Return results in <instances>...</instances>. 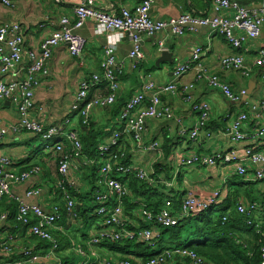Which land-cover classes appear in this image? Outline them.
<instances>
[{"label":"built area","instance_id":"1","mask_svg":"<svg viewBox=\"0 0 264 264\" xmlns=\"http://www.w3.org/2000/svg\"><path fill=\"white\" fill-rule=\"evenodd\" d=\"M9 4L8 0H2ZM59 2L60 0H54ZM153 0H139L135 5L122 6L118 11L106 12L95 5V0H77L73 8L74 17L63 16L59 26L45 37L39 46L27 50V62L22 65L24 57V31L18 22L0 23V72L17 75L23 74V78L12 81L0 80V100H12L20 114L19 127L25 131L40 136L47 149H52L57 161L58 178L55 189L65 202L67 216L75 221V201L70 194V188L77 190L79 177L70 178V172L74 168L80 172L82 178L83 166L94 164L93 159L85 157L82 152L80 133L75 128L64 131L60 126L45 127L40 121L30 116L33 107L34 89L39 84V76L46 73L53 48L59 43L67 46L71 56H80L86 44V39L75 30L90 19L94 22V30L98 34H105L102 57L100 60L101 72L91 73L78 84L76 102L73 111L76 112L84 126L91 123L92 111L95 107H108L120 96L119 77L125 70H135L145 59L144 51L140 44V34L153 35L163 30H169L173 35L181 36L188 32H195L199 26L209 27L214 33L222 35L225 40L237 48L247 39L256 38L264 26V0L258 6H246L236 0H212L211 16H197L188 12L181 13L167 19L151 17L150 8ZM73 20V21H71ZM128 36L132 42L131 48L124 60L116 56V49L121 39ZM158 50L167 49L162 40H158ZM204 48L192 47L190 57L174 66L173 74L179 79L183 74L195 70V79L204 81L211 88L218 90L230 102H239L247 92L244 88L234 90L230 83L223 80L217 74L210 73L201 64L200 57ZM253 65L259 69V78L264 82V48H259L253 58ZM21 64V65H20ZM221 68H232L242 71L243 75L249 74L245 67V57L242 54H224L218 57ZM177 80L167 83L155 82L146 77L140 82L138 89L126 99L117 116V126L111 131L110 136L103 143L97 145L101 155L95 189L92 193L96 206V214L101 216V226L94 231L85 242V248L77 243L72 245L81 258V264L88 260H98L96 246L104 241H135L145 243L154 249L163 239L161 228L172 227L189 215H195L207 210L212 205L221 201V189L210 191L205 197L196 196L194 193H178L180 199L178 209L173 207L171 198L165 200L164 205L158 211H151L139 203L136 214L145 227L132 225L131 219L124 212V199L130 194L126 184L118 177L126 174H134L139 180H145L149 185L163 182L167 188L171 183L167 182L163 172L155 173L153 164L162 163L165 153L162 142L159 139L146 141V122L149 119L173 120L178 126V134L189 141L197 143L201 137L210 139L212 132L208 129L210 105L203 100H197L193 94L194 83H178ZM106 82L107 92L102 95L89 97L90 90L100 82ZM182 94L183 101L188 104L190 110L196 113V121L192 125L184 123V118L174 113L172 108L162 102L163 94ZM248 111L238 113L224 128L223 135L233 148L220 150L213 153L190 152L181 153L172 150L169 158L183 167H209L221 168L231 166L235 175L245 181H259L264 183V152L254 148V145L264 144V98L254 100L248 106ZM250 124V129H244V125ZM7 134L5 128H0V142ZM64 134L65 142L70 145V151L60 135ZM128 139L134 146V152L139 156L148 154L150 160L144 166L142 163H122L124 151L120 139ZM243 144L242 147H236ZM116 147L115 150L112 148ZM175 154V155H174ZM179 156V158H178ZM75 161L81 165L75 166ZM10 156L0 154V200L11 199L18 202L15 210V221L25 228L28 235L46 241L49 245L44 252H38L32 247L19 248L20 258L17 260L6 259L0 264H35L42 258L53 257L54 264H63L58 258L57 250L59 242L55 231L60 229L59 220L63 216V210L54 205L50 210L43 209L37 203H25L13 194V187L29 180L38 172V167L16 171L11 168ZM158 169H162L161 166ZM41 194L39 187H33L25 191V196H38ZM171 197V196H170ZM236 210L239 214L250 218L257 212H264V196L258 200L245 203L237 202ZM130 220H129V219ZM8 214L0 212V254L9 258L14 251L13 237L3 236L4 226ZM133 221V220H132ZM20 227V226H19ZM258 245L260 250V264H264V230L256 225ZM88 246V249H87ZM93 258V259H92ZM100 260V258H99ZM203 264V259L192 249L184 246H176L159 250L144 262H133L129 259H104L102 264H165L175 262L182 264ZM101 261V260H100Z\"/></svg>","mask_w":264,"mask_h":264},{"label":"crops","instance_id":"2","mask_svg":"<svg viewBox=\"0 0 264 264\" xmlns=\"http://www.w3.org/2000/svg\"><path fill=\"white\" fill-rule=\"evenodd\" d=\"M8 1L9 4H5L0 0V23L18 22L22 26L25 48L22 65H25L28 60L26 57L27 50L37 48L41 41L59 26L60 19L63 16L74 17L73 8L77 3V0H60L59 2L54 0ZM138 1L95 0V5L106 12H111L118 11L122 6L131 7ZM211 4L212 0H153L150 15L156 19H167L184 12L197 16H211L213 14ZM259 4L260 2L253 5L258 6ZM75 31L86 39L82 54L80 56H71L67 46L63 43H59L53 48L47 71L39 76V84L34 89L33 107L30 110V116L40 121L45 127L51 125L60 126L64 131L69 128L80 129V118L73 111L78 84L91 73L101 72L100 60L105 43V34L96 33L94 22L90 19L86 20L83 26L77 28ZM158 40H162L164 46L167 48L165 50L173 54V62H162L156 66L155 62L159 56ZM131 44L132 42L128 36H124L121 39L115 52L119 60H124L127 57ZM140 44L145 54L144 61L141 62L137 69H127L118 78L120 96L126 95V99L138 89L140 82L146 77H150L158 83L177 80L173 74L174 66L187 60L194 46L204 48L200 61L210 73L217 74L223 80L229 82L234 90L244 88L247 92L241 101L230 102L218 90L208 86L206 82L196 80L195 70L191 69L177 81L178 83H194L193 94L195 98L206 101L210 105L211 112L208 129L212 132L213 137L210 139L201 137L195 143L178 134V126L173 120L149 119L146 122V141L159 139L163 145L166 139L171 138L170 149L181 153L200 152L208 154L233 148L222 134L224 128L228 125L230 119L234 118L238 113L242 111L247 112V106L252 101L264 98V82L259 78V69L252 63L256 50L264 48V26L256 38L247 39L237 48L230 45L222 35L212 32L206 26H199L195 32H188L181 36L173 35L169 30H163L153 35L141 33ZM224 54H242L245 57V67L249 69V74L243 75L242 71L232 68H221L218 64V57ZM16 78H23V74L13 75V73L2 74L0 72V80L12 81ZM106 92L107 84L101 81L90 90L89 97L102 95ZM161 100L163 103L168 104L175 114L182 116L185 124L190 126L196 121V113L190 110V107L183 101L182 94L179 92L177 94H163ZM117 116L113 117L109 108L95 107L92 111L91 123L96 128L102 127L105 133H111L115 128L113 126H117ZM19 123L20 114L15 103L12 100H0V128H5L7 131V134L3 136L0 142V154L11 157V168L16 171L29 169L33 166L38 167V172L33 174L29 180L13 187V194L25 203H37L45 210H50L54 205L65 210V202L55 189V182L58 178L56 156L52 152V149H47L46 153H41L39 152V147L35 146V148H31V141L33 142L38 137L40 138V136L21 129ZM244 129H250V124L244 125ZM107 138L108 136L104 137L98 144L105 142ZM59 139L66 146L68 145L64 140V134H61ZM124 140L130 145L132 163L143 162L145 166L150 160V155L139 156L137 152H134V146L131 141L125 138ZM242 146L243 144H239L236 147ZM254 148L263 150L264 144H256ZM168 158L166 159L165 156L163 160V163L167 166L170 163L168 162ZM76 165L79 166L81 163L75 161ZM173 165L174 171L172 170L173 174L170 179L165 178L167 182L171 183V188L167 189L172 192L178 193L180 191L182 195L185 192H191L196 196L205 197L210 191L221 189L224 192V196L221 193L222 200L220 203H222L227 193L231 191L229 185L233 184L232 178L235 175L231 166L224 168H188L178 165L176 162H173ZM84 166L82 178H80V172H76L74 168L69 174L71 179L79 177V187L75 191L76 193H81V195L88 192L91 187L90 179L85 176L86 170ZM184 172H187L188 175L193 173H196V175H191L194 177L188 178V175L184 174ZM33 187H39L41 194L26 197L25 191ZM257 187L260 193H264V183H259ZM225 188L228 191H225ZM83 189H85V193L82 192ZM73 199L76 203L75 207L79 209L80 204H82V202H79V196H73ZM5 200V203H2L3 201L0 200V212L7 213L9 216V213L14 212L16 208L14 210V205L9 202L12 201L11 199ZM85 200H83V203ZM238 202L245 203L247 199L241 197L238 199ZM14 204L17 205L18 202L14 201ZM263 214L264 212H257L254 217L261 221ZM136 218H138L137 214ZM101 221L97 222L93 217L86 224L81 220L73 221L64 213L58 222L60 227L58 231L68 239H71V246L69 248L65 247L61 252H57L56 256L65 262L66 260H71L72 253L73 251L75 252L72 242L82 245V242L77 241V237L74 239L76 231L88 227L86 231L87 238L85 239L82 236L85 232L81 234V239L87 241L89 236L97 230V226H101ZM130 221L132 225L139 224L138 221ZM2 229L3 236L8 235L13 237L15 251L9 258H6L4 254H0L1 262H5L6 259H19L20 253L18 250L21 247L29 246L41 253L45 251V247L41 244L39 247V241L35 237L28 235L25 228L19 227L13 219L8 218ZM61 241L63 244V240ZM96 252L99 256L98 260H88L86 264H102L104 259L110 258L116 260L121 256H126V253L122 251L106 249L105 247L96 248ZM133 259L134 262H141L140 258L135 257ZM80 261L81 258L78 260V263H74L72 260V264H81ZM54 262L53 257H46L35 264H54ZM165 264L174 263L166 262ZM182 264H188V262L182 261Z\"/></svg>","mask_w":264,"mask_h":264},{"label":"trees","instance_id":"3","mask_svg":"<svg viewBox=\"0 0 264 264\" xmlns=\"http://www.w3.org/2000/svg\"><path fill=\"white\" fill-rule=\"evenodd\" d=\"M236 1L240 4L251 6L259 2L261 3L263 0ZM125 101L126 95L119 96L112 105L106 108H109L113 117H115L119 114ZM79 123L80 129H78V131L82 143V152L85 157L93 159L95 163L90 166H84V169L86 170L85 176L90 179V190L84 195H81V193H76L74 189L70 188V194L75 197L76 195L79 196V202H82L79 209L75 207L76 219L87 224L89 220L93 219V217H101L95 212L96 206L91 195L95 189V180L97 169L99 167L98 162L101 159L97 145L104 139V137H109L111 133H105L102 127L96 128L92 123H90L89 126H84L81 123V120ZM207 127L209 128V124ZM170 140L171 138L166 139L165 143L162 145L166 159L172 152L170 149ZM119 142L123 145V148L120 150L125 153L123 159H121L122 163H132V153L129 148L130 145L124 139H120ZM65 149L70 151V145H67ZM115 149L116 147L112 148V150ZM171 160L172 159L168 158V162H170V165L168 164V166L155 163V173L162 171L164 177L170 179L174 171V165ZM159 166H161V170L158 169ZM238 177L239 179H232L240 188H234L229 191L222 203L212 205L207 210L198 214L189 215L181 219L175 226L161 228L163 239L158 243L159 250L184 246L195 251L204 262H207V264H260V250L256 225L258 224L259 228L264 230V214L261 221L257 220L255 217H251V223H247L249 217L244 214H239L236 210V204L241 197L246 198L248 202L262 198L264 193H260L257 187L259 181H245L242 177ZM118 178L126 184L130 192V194L124 199V212L131 220L138 221L140 227H145L147 224L136 218V210L139 203H143L146 209L156 212L164 205L166 199L171 198L173 201V207L175 209L179 208L180 199L176 196L179 195L178 193H180V191L176 193L168 190L163 182H156L149 185L147 181L137 179L134 174H126ZM5 199L6 198L1 199L3 201L2 203L6 202ZM85 199L91 200L92 204L85 206L83 203V200ZM9 202L14 205L15 210L17 205L14 204V201ZM61 209L63 210L64 215L66 212L64 208ZM89 212L94 213L90 214ZM8 218L15 221V211L11 212V214L9 213ZM15 222L18 226H21L17 221ZM97 229H99L98 226ZM54 234L59 242V249L57 252H61L65 247L69 248L71 246V239H68L64 234L59 233V231H55ZM82 236L86 239L88 235L85 232ZM36 239L39 241V247L40 244L45 248L49 245L46 241L38 238ZM85 239L80 240L83 247L86 245ZM61 240H63V244ZM98 247H105L106 249L119 250L126 253V256H121L118 259H129L133 261V258L137 257L140 258L141 262H144L147 258L159 251H156L148 244L130 240L118 242L104 241L96 246V248ZM72 260L73 258L71 260H66L65 262L61 259L63 264H72Z\"/></svg>","mask_w":264,"mask_h":264},{"label":"rangeland","instance_id":"4","mask_svg":"<svg viewBox=\"0 0 264 264\" xmlns=\"http://www.w3.org/2000/svg\"><path fill=\"white\" fill-rule=\"evenodd\" d=\"M231 117H233V116H231ZM229 119V118H228ZM230 121H232V119H230ZM70 129V128H69ZM67 131V130H66ZM35 146H37V147H39V152H41V153H46L47 152V148L45 147V142L42 140V139H40L39 137H38V139H35L33 142L31 141V148H35ZM261 151H263L264 152V149L263 150H261ZM178 158H179V156H178ZM163 163V162H162ZM169 165H170V163H169ZM185 170V169H184ZM186 171V170H185ZM202 172H203V170H202ZM184 174H187V172H184ZM188 175V174H187ZM191 175H196V173H193V174H190V175H188V178H191V177H194V176H191ZM233 179H239V177L238 176H236V175H234L233 176ZM221 186V185H220ZM229 187L231 188V190L232 189H234V188H237V189H239L240 187H239V185L236 183V182H234L233 184H230L229 185ZM225 191H228L227 190V188H225L224 189ZM82 192H84L85 193V189H83L82 190ZM222 200V199H221ZM84 204L85 205H91L92 204V201L91 200H89V199H86L85 201H84ZM90 214H93V213H91V212H89ZM94 220L95 221H97V222H99V220H101V218L99 219V217H94ZM88 230V227H85V228H83L82 230H77L76 231V236H74V239H76V237H77V241H80V239H81V234L83 233V232H86ZM183 237H184V235H183ZM86 242V241H85ZM85 248V247H84ZM157 248H159L158 246H155L154 247V249L155 250H157ZM113 252V251H112ZM72 258H73V262L74 263H78V260L80 259V256H79V254L76 252V250H75V252L73 251V253H72ZM203 264H204V262H203Z\"/></svg>","mask_w":264,"mask_h":264},{"label":"water","instance_id":"5","mask_svg":"<svg viewBox=\"0 0 264 264\" xmlns=\"http://www.w3.org/2000/svg\"><path fill=\"white\" fill-rule=\"evenodd\" d=\"M173 54L168 50H159V56L156 59V66H158L162 62H173L172 58ZM207 263V262H204Z\"/></svg>","mask_w":264,"mask_h":264},{"label":"clouds","instance_id":"6","mask_svg":"<svg viewBox=\"0 0 264 264\" xmlns=\"http://www.w3.org/2000/svg\"><path fill=\"white\" fill-rule=\"evenodd\" d=\"M219 203H220V202H219ZM219 203H218V204H219Z\"/></svg>","mask_w":264,"mask_h":264}]
</instances>
